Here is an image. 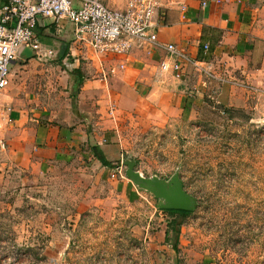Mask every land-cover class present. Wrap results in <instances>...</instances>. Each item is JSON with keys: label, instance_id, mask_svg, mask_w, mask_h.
<instances>
[{"label": "rangeland", "instance_id": "obj_1", "mask_svg": "<svg viewBox=\"0 0 264 264\" xmlns=\"http://www.w3.org/2000/svg\"><path fill=\"white\" fill-rule=\"evenodd\" d=\"M195 80L182 118L148 132L128 126L124 157L112 168L80 149L53 166L41 188L6 185L0 264H54L59 254L58 264H264V116L230 118ZM127 161L146 178L178 175L197 200L179 253L151 240L172 219L127 177Z\"/></svg>", "mask_w": 264, "mask_h": 264}, {"label": "crops", "instance_id": "obj_2", "mask_svg": "<svg viewBox=\"0 0 264 264\" xmlns=\"http://www.w3.org/2000/svg\"><path fill=\"white\" fill-rule=\"evenodd\" d=\"M129 1L105 3L124 10ZM5 4L0 0V10ZM156 16L159 45L135 47L127 55L87 48L69 19H39L41 48L21 49L10 85L0 93V192L6 185L11 192L41 188L53 166L80 149L92 155L93 145L109 161L121 160L128 126L148 132L182 118L190 103L187 86H195L196 76L223 107L264 116V0H158ZM170 44L210 64V73L198 74L187 64L180 77L162 70L163 63L173 64L164 49ZM205 45L210 53L202 59ZM76 69L85 82L74 99ZM92 72L102 75L89 78ZM161 226L151 240L166 246L167 224ZM51 262L61 263V254Z\"/></svg>", "mask_w": 264, "mask_h": 264}, {"label": "built area", "instance_id": "obj_3", "mask_svg": "<svg viewBox=\"0 0 264 264\" xmlns=\"http://www.w3.org/2000/svg\"><path fill=\"white\" fill-rule=\"evenodd\" d=\"M158 0H130L124 10L110 9L105 0H7L0 10V93L11 82V65L24 47L39 50L36 36L40 18L57 22L69 19L76 33L86 37L91 47L100 53L127 55L133 48L158 44L159 24L156 20ZM164 49L173 64H162V70L173 69L180 77L184 64L198 74H208L212 66L189 57L185 49L170 44ZM209 51V45L204 46ZM0 139V146L5 147Z\"/></svg>", "mask_w": 264, "mask_h": 264}, {"label": "water", "instance_id": "obj_4", "mask_svg": "<svg viewBox=\"0 0 264 264\" xmlns=\"http://www.w3.org/2000/svg\"><path fill=\"white\" fill-rule=\"evenodd\" d=\"M127 164V177L140 188L153 192L155 196L161 200L159 205L161 210L186 212H193L196 210L198 204L197 200L185 190L178 175L172 177L170 181L162 180L157 177L146 178L134 169V163L128 162Z\"/></svg>", "mask_w": 264, "mask_h": 264}, {"label": "trees", "instance_id": "obj_5", "mask_svg": "<svg viewBox=\"0 0 264 264\" xmlns=\"http://www.w3.org/2000/svg\"><path fill=\"white\" fill-rule=\"evenodd\" d=\"M204 47V46H203ZM202 47V54L204 57H201L202 59H207L208 55L210 53V49L208 52H205ZM75 84L73 88V95L72 97L74 99L77 98L82 85L85 82V77L81 69H76L71 74ZM223 108V112L230 116V118H234V113H240L243 112L242 110H236L231 108ZM91 152L93 153L94 157L105 167L112 168L113 163L108 160L106 157L104 151L101 149L98 145H93L90 147ZM168 216L172 219L168 223V230L166 235V242L170 244L173 249L179 253V244H180V236H181V226L184 224V220L192 214V212H186V211H177V210H168L166 211Z\"/></svg>", "mask_w": 264, "mask_h": 264}]
</instances>
